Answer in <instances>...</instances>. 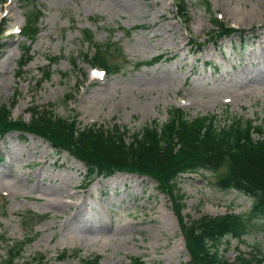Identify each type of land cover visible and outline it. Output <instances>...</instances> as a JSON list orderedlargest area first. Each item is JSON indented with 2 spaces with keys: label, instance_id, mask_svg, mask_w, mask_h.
<instances>
[{
  "label": "rangeland",
  "instance_id": "obj_1",
  "mask_svg": "<svg viewBox=\"0 0 264 264\" xmlns=\"http://www.w3.org/2000/svg\"><path fill=\"white\" fill-rule=\"evenodd\" d=\"M177 2L0 0V105L11 108L13 121L27 123L29 109L51 105L80 128L115 125L128 137L152 122L165 124L171 109L187 118L216 115L220 126L252 120L264 130V0H207L208 8L205 0H185L189 24L176 15ZM35 12L40 31L31 42L21 33ZM214 18L243 30L242 39L214 43ZM85 31L93 43L120 49L107 53L113 75L87 64L83 55L94 48ZM27 46L32 60L19 69ZM157 56L163 58L153 66H135ZM53 58L58 62L49 65ZM225 166L181 176L183 207L176 208L173 196L146 177L116 173L84 188L81 162L38 137L9 133L0 138V237L31 239L17 264H81L92 256L99 264H187L181 223L253 207L251 198L219 185ZM5 246L0 240V261ZM257 247L264 252V221L240 240H222L219 250L233 261L238 253L257 256Z\"/></svg>",
  "mask_w": 264,
  "mask_h": 264
},
{
  "label": "trees",
  "instance_id": "obj_2",
  "mask_svg": "<svg viewBox=\"0 0 264 264\" xmlns=\"http://www.w3.org/2000/svg\"><path fill=\"white\" fill-rule=\"evenodd\" d=\"M205 3L208 8L207 0ZM176 15L183 19L184 24L190 23L186 19L185 0H178ZM39 17L40 13L35 12L28 13L25 18L21 34L31 42L35 41L40 31ZM212 24L216 29L213 31L214 37L217 38L212 39L214 43L232 36L242 39L244 35L243 30L227 27L216 18L212 19ZM84 39L94 48L92 56L87 53L83 55L87 64L107 76L113 75L115 72L107 57L113 44L93 43L87 31ZM196 47L200 48V45ZM114 52L120 53V49L115 48ZM21 57L23 61L18 68L24 69L32 60L29 46L22 48ZM162 58L157 56L135 66L150 67ZM58 60L48 59V64L57 63ZM75 64L74 59L71 65L74 67ZM45 75L49 78L51 73L47 71ZM69 99L71 96L66 95L64 100ZM10 111L11 108L0 105V138L9 133L32 135L48 143L56 152H67L85 167L84 188L99 177L108 178L116 173L146 177L157 183L158 192L171 194L176 200L175 207L180 208L183 207L184 196L180 193L177 180L185 174L199 171L211 173L225 163L226 172L219 185L251 198L253 207L245 214L202 216L181 223L185 245L191 257L187 264H264V252L258 247L257 256L238 253L233 261L226 260L219 250L222 240L226 239L227 244L230 239L240 240L255 227L257 221H264V130L254 125L252 120L232 119L229 124L220 126L216 115L187 118L185 111L171 109L165 124L152 122L128 137V130L115 125L106 129L102 126L80 128L74 120L55 116L51 105L29 109L31 118L27 123L13 121ZM0 240L6 244L5 257L0 264H17L25 246L31 243L28 238L25 241H10L0 237ZM77 255L78 252L75 253ZM44 258L39 257V262L42 263ZM99 262V256L81 260V264ZM131 262L144 264L140 258H133Z\"/></svg>",
  "mask_w": 264,
  "mask_h": 264
},
{
  "label": "bare ground",
  "instance_id": "obj_3",
  "mask_svg": "<svg viewBox=\"0 0 264 264\" xmlns=\"http://www.w3.org/2000/svg\"><path fill=\"white\" fill-rule=\"evenodd\" d=\"M3 52H4V51H3ZM262 71H263V70H261V72H262ZM91 73H92V72H91ZM97 74H98V72H97ZM97 74H96V72H93V73H92V76H93V77H97ZM99 226H100V225H99ZM100 233H101V232H100Z\"/></svg>",
  "mask_w": 264,
  "mask_h": 264
}]
</instances>
